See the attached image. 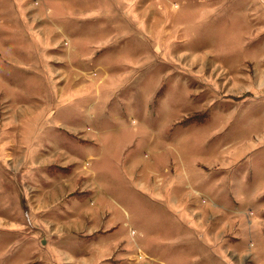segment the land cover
Listing matches in <instances>:
<instances>
[{
	"label": "rangeland",
	"instance_id": "obj_1",
	"mask_svg": "<svg viewBox=\"0 0 264 264\" xmlns=\"http://www.w3.org/2000/svg\"><path fill=\"white\" fill-rule=\"evenodd\" d=\"M0 264H264V0H0Z\"/></svg>",
	"mask_w": 264,
	"mask_h": 264
},
{
	"label": "crops",
	"instance_id": "obj_2",
	"mask_svg": "<svg viewBox=\"0 0 264 264\" xmlns=\"http://www.w3.org/2000/svg\"><path fill=\"white\" fill-rule=\"evenodd\" d=\"M72 228H73V226H72Z\"/></svg>",
	"mask_w": 264,
	"mask_h": 264
}]
</instances>
